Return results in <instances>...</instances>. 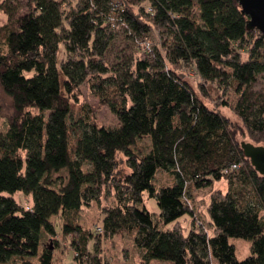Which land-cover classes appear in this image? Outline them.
<instances>
[{
	"label": "trees",
	"instance_id": "1",
	"mask_svg": "<svg viewBox=\"0 0 264 264\" xmlns=\"http://www.w3.org/2000/svg\"><path fill=\"white\" fill-rule=\"evenodd\" d=\"M138 1L0 0L7 18L0 95L9 110L0 124V264H59L61 242L52 249L44 240L56 234L68 240L73 264H89L83 257L94 236L121 233L132 235L141 264H264V177L228 120L178 73L191 68L202 82L229 90L233 113L251 142L262 144L264 34L247 28L237 0ZM156 32L159 43L146 48ZM120 34L131 54L113 63L108 54ZM84 83L116 126L72 123L71 100ZM199 90L206 96L203 85ZM145 139L146 151L138 146ZM159 171L173 181L156 188ZM222 179L226 192H213L206 204L210 234L194 224L187 193ZM105 193L114 203L101 207L95 235L77 217ZM144 193L157 203L156 219L142 204ZM230 238L249 240L250 255L238 260Z\"/></svg>",
	"mask_w": 264,
	"mask_h": 264
},
{
	"label": "rangeland",
	"instance_id": "2",
	"mask_svg": "<svg viewBox=\"0 0 264 264\" xmlns=\"http://www.w3.org/2000/svg\"><path fill=\"white\" fill-rule=\"evenodd\" d=\"M22 2L24 0H21ZM141 6L146 7L148 2L147 0H139ZM135 11H138L137 7H134ZM25 12V9H21L19 14ZM6 15L3 14L0 10V26L5 24ZM157 33V32H156ZM146 48H153L155 45L159 43V34L151 33L148 36L146 42ZM108 54V59L110 62L116 63L121 61V56L131 54V48L128 41L124 39V36L117 35L114 41L111 44L110 50ZM59 58L63 57V51L59 52ZM178 73L183 74V77L186 78L197 94L201 96L202 100L211 108L220 112L223 115L230 125L232 129L235 131V139L236 137H241L244 139L248 136L246 129L244 128L241 120L233 113L231 106L234 102V95L229 90L218 89L216 85L208 84L202 82L198 77L195 76L193 70L191 68H179ZM203 85L206 96H202L201 91L199 90V86ZM3 97L0 95V104H2L3 108L0 111V124H5V117L9 113L7 109L6 102L2 100ZM4 99V98H3ZM3 101V102H2ZM72 113H71V121L72 123H78V125H83V119H93L97 123L105 127H114L117 125V119L113 113L110 112L107 106L101 104L97 96H95L89 86L84 83L82 84L75 96L72 98ZM226 102V106L223 103ZM2 126V125H0ZM249 137V136H248ZM250 139V138H249ZM251 140V139H250ZM252 141V140H251ZM264 144V143H262ZM149 145V141L147 139L138 142L139 148L146 151ZM120 167L123 168L124 171L127 170L125 165L122 163ZM173 181V177L170 173L166 171L157 172L154 179V186L159 188L163 185H168ZM227 182L225 179L214 181L208 187L202 188H192L190 187L188 190V200L191 208L194 212L195 223L202 222L204 228H206L210 234H212V227L209 223V219L206 214V204L208 203L210 196L213 192L220 190L222 192H226L227 190ZM16 201L19 204H22L26 208L31 206L30 197L24 196L21 193H16L14 195ZM114 203V198L112 193H108L102 196L99 202H92L87 206H83L78 214L77 222L80 224L83 230L90 231L93 234H97L96 228L101 223L102 218V208L103 206H111ZM142 204L146 207L148 211L154 214L155 219L158 216L159 209L157 203L154 198L148 196L147 193L143 194ZM55 223L59 222V218H53ZM181 226L185 228V231L191 226V220L187 216H184L180 219ZM171 224H168L166 227H170ZM58 230V227H57ZM58 239L61 242L62 246H59L56 250V258L57 263L59 264H73V253L70 249H68L69 243L61 237L60 234H56L47 240L44 237V240L47 244L51 246L52 249L56 247L53 243L54 240ZM229 242L234 246L235 256L238 260H243L245 257L250 255V247L251 242L249 240L240 239V238H230ZM63 247L62 250H60ZM56 249V248H55ZM60 250V251H59ZM88 251L90 255H86L83 257L89 264H141L140 263V254L138 250L134 247L132 242V235L128 233L117 234L111 238L104 237H95L89 242ZM63 252V253H62ZM35 260V259H34ZM11 264H19L11 263ZM152 264H171L169 262H160L153 261Z\"/></svg>",
	"mask_w": 264,
	"mask_h": 264
},
{
	"label": "water",
	"instance_id": "3",
	"mask_svg": "<svg viewBox=\"0 0 264 264\" xmlns=\"http://www.w3.org/2000/svg\"><path fill=\"white\" fill-rule=\"evenodd\" d=\"M241 13L248 17L247 28L257 29L264 34V0H237ZM244 157L250 165L264 177V144H255L249 137H236Z\"/></svg>",
	"mask_w": 264,
	"mask_h": 264
},
{
	"label": "built area",
	"instance_id": "4",
	"mask_svg": "<svg viewBox=\"0 0 264 264\" xmlns=\"http://www.w3.org/2000/svg\"><path fill=\"white\" fill-rule=\"evenodd\" d=\"M232 168H233V169H234V168H237V165H235V164L232 165ZM96 230H97V231H100V228L97 227Z\"/></svg>",
	"mask_w": 264,
	"mask_h": 264
}]
</instances>
